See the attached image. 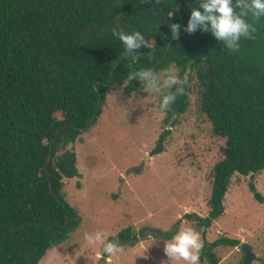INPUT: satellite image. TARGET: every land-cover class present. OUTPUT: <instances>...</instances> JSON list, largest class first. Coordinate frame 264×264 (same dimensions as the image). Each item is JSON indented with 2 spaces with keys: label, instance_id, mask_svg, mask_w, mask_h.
Here are the masks:
<instances>
[{
  "label": "trees",
  "instance_id": "16d2710c",
  "mask_svg": "<svg viewBox=\"0 0 264 264\" xmlns=\"http://www.w3.org/2000/svg\"><path fill=\"white\" fill-rule=\"evenodd\" d=\"M200 2L0 0V264H38L79 226L81 217L63 192L70 178L80 176L69 144L81 141L96 121L111 85H123L127 96L142 89L128 79L131 72L156 73L173 65L183 78L189 68L182 92L175 91V102L164 109L166 120L174 115L170 125L176 124L195 86L212 134L225 139L223 157L212 167L207 215L184 214L204 238L224 213L232 176L253 177L264 169V17L255 25V39L241 38L232 52L211 32L185 31ZM171 23L181 25L178 39H172ZM116 30L139 31L152 47L136 50L133 60ZM170 133H160L152 153L163 149ZM248 186L262 202L252 180ZM147 228L134 232L128 226L109 239L134 241ZM220 245L241 242L227 236L205 242L200 261L218 264L214 249Z\"/></svg>",
  "mask_w": 264,
  "mask_h": 264
},
{
  "label": "rangeland",
  "instance_id": "374dc122",
  "mask_svg": "<svg viewBox=\"0 0 264 264\" xmlns=\"http://www.w3.org/2000/svg\"><path fill=\"white\" fill-rule=\"evenodd\" d=\"M169 70L182 79L176 67ZM161 96L144 86L130 96L123 85L109 87L96 121L80 134L81 141L69 144L80 176L70 178L63 192L81 217L79 226L38 264H170L164 243L189 226L199 233L203 246L221 236L237 238L249 245L255 256L252 264H264V199H256L248 186L252 180L264 198V169L253 177L232 176L224 213L213 220L204 238L203 229L184 214L207 215L212 167L223 157L225 139L212 134L195 86L188 91L186 111L172 126L174 115L166 120L167 112L158 105ZM165 128L171 133L163 149L152 153ZM128 226L134 232L149 228L134 241L117 242L123 251L111 257L105 258L102 245L89 246L83 239L85 232L99 230L107 233L106 242H115L109 238ZM214 252L218 264H240L244 256L240 246L220 245ZM199 264L210 263L199 258Z\"/></svg>",
  "mask_w": 264,
  "mask_h": 264
},
{
  "label": "clouds",
  "instance_id": "9594fccd",
  "mask_svg": "<svg viewBox=\"0 0 264 264\" xmlns=\"http://www.w3.org/2000/svg\"><path fill=\"white\" fill-rule=\"evenodd\" d=\"M150 2V0H142ZM159 3V0H156ZM173 13H169V17ZM264 17V0H201L198 8H192L185 29L189 34L201 30L211 32L217 41L222 42L232 52L240 48L241 38L254 40L257 31L256 24ZM172 39H178L181 25L169 24ZM125 46V53L135 59L133 55L140 48H151L152 44L139 32L130 34L123 30L113 32ZM167 39V36H164ZM129 80H138L145 91H152L162 95L160 108L167 109L176 100V95L170 90L176 88V93L182 92L181 81L174 71L164 69L158 76L151 69H142L129 73ZM84 241L89 245H102L103 252L109 257L122 252L117 242H106L107 233L102 231L85 232ZM203 244L199 233L192 227H182L172 236L171 240L164 243V253L170 264L184 261L186 264H199Z\"/></svg>",
  "mask_w": 264,
  "mask_h": 264
},
{
  "label": "water",
  "instance_id": "95a60500",
  "mask_svg": "<svg viewBox=\"0 0 264 264\" xmlns=\"http://www.w3.org/2000/svg\"><path fill=\"white\" fill-rule=\"evenodd\" d=\"M117 62L115 63L114 67L116 66ZM189 71H190V69L187 68L185 73H184V75H183V78L180 80V81H182V83H183V81L187 80ZM111 74H112V72H111ZM95 89H96L97 94H98V100H97V104H96V107H97V105L99 104L101 98H100L99 89L97 87H95ZM175 91H176V88H175V90L172 93L174 94ZM94 114H95V112H93V115ZM50 150H51V147L49 146V154L46 157L45 163H47L49 161V159H50ZM49 185H50V183H49ZM240 249L242 250L243 255H244L243 262L241 264H252V261L255 258V256L251 252V249H250L249 245L247 243H243V244H241Z\"/></svg>",
  "mask_w": 264,
  "mask_h": 264
}]
</instances>
